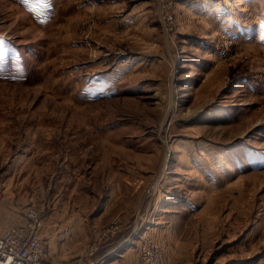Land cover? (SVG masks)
Listing matches in <instances>:
<instances>
[{"label":"rangeland","instance_id":"1","mask_svg":"<svg viewBox=\"0 0 264 264\" xmlns=\"http://www.w3.org/2000/svg\"><path fill=\"white\" fill-rule=\"evenodd\" d=\"M182 1L0 0V218L37 205L49 263L264 264V0Z\"/></svg>","mask_w":264,"mask_h":264},{"label":"built area","instance_id":"2","mask_svg":"<svg viewBox=\"0 0 264 264\" xmlns=\"http://www.w3.org/2000/svg\"><path fill=\"white\" fill-rule=\"evenodd\" d=\"M162 13L169 28L174 27L172 12L168 3L163 2ZM14 216V215H13ZM122 227V220L116 219L104 227L95 244L98 245L107 236L115 235ZM93 254V247L90 248ZM87 257V256H86ZM47 243L43 231V215L41 209L35 204L22 207L18 214L9 221L0 218V264H55L48 262ZM136 264H163L158 250L144 249L137 257ZM57 264H93L81 254L70 260H63Z\"/></svg>","mask_w":264,"mask_h":264},{"label":"crops","instance_id":"3","mask_svg":"<svg viewBox=\"0 0 264 264\" xmlns=\"http://www.w3.org/2000/svg\"><path fill=\"white\" fill-rule=\"evenodd\" d=\"M127 0H94L95 3H98L99 5L106 3V4H110L112 5L113 3H117V12H120L118 10H121V12H123L120 15H116V17L118 18L120 16V21H122L121 23H124L126 25H130L129 22L135 23V25H138V23H148L149 22V13L147 12V10L149 9L148 6L151 3V0H135L132 1L130 5H128L127 7H125V3ZM198 1H203V0H183L182 4L185 3V6H187V11L188 8L192 7L196 10H200L199 8H203L204 7V3L202 2H198ZM124 4V5H123ZM120 5V6H119ZM131 20V21H129ZM102 22H105L106 24H114L116 23L115 20V15L113 14H106L103 16V18L101 19ZM107 207V206H106ZM102 208V210L98 211L96 214V220L102 219L103 216L105 215L104 213L107 211V208ZM12 217L10 219H13V215L15 216V214H17L15 211L11 212ZM2 220L5 221H9L10 219H4L1 218ZM49 242L50 239L48 238ZM74 240H78L77 237ZM66 241L68 242V239H66ZM76 243V242H75ZM121 244V243H120ZM119 244V245H120ZM104 246L102 247V249H106L104 253H102V255H99V257L94 261L93 264H119L126 260V258L128 256H126L125 254H121L120 258L115 257L113 254L114 249L117 248V245H113V242H105L103 244ZM106 247V248H105ZM101 249V251H103ZM74 255H78V252L76 251V253ZM60 258H54L56 261L59 259H61V256L59 255ZM49 262V260H48ZM55 262V261H54ZM50 263H53L52 261H50ZM127 264H131V261H128Z\"/></svg>","mask_w":264,"mask_h":264},{"label":"bare ground","instance_id":"4","mask_svg":"<svg viewBox=\"0 0 264 264\" xmlns=\"http://www.w3.org/2000/svg\"><path fill=\"white\" fill-rule=\"evenodd\" d=\"M168 111L166 112V115H167Z\"/></svg>","mask_w":264,"mask_h":264}]
</instances>
